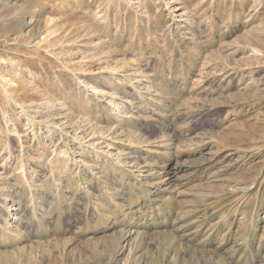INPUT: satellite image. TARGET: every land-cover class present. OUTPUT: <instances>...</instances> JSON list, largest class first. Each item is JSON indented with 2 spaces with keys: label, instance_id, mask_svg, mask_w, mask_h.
Listing matches in <instances>:
<instances>
[{
  "label": "rangeland",
  "instance_id": "obj_1",
  "mask_svg": "<svg viewBox=\"0 0 264 264\" xmlns=\"http://www.w3.org/2000/svg\"><path fill=\"white\" fill-rule=\"evenodd\" d=\"M0 264H264V0H0Z\"/></svg>",
  "mask_w": 264,
  "mask_h": 264
}]
</instances>
